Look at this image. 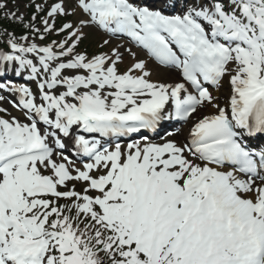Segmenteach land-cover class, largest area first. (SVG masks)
Wrapping results in <instances>:
<instances>
[{"label": "snow or ice", "instance_id": "6c2138e0", "mask_svg": "<svg viewBox=\"0 0 264 264\" xmlns=\"http://www.w3.org/2000/svg\"><path fill=\"white\" fill-rule=\"evenodd\" d=\"M27 6L0 2V264H264V0Z\"/></svg>", "mask_w": 264, "mask_h": 264}, {"label": "rangeland", "instance_id": "374dc122", "mask_svg": "<svg viewBox=\"0 0 264 264\" xmlns=\"http://www.w3.org/2000/svg\"><path fill=\"white\" fill-rule=\"evenodd\" d=\"M15 5H16V7L20 6V7L22 8L19 14L23 15L24 12H25V4H24V1H22V0H18V1L16 2ZM17 5H18V6H17ZM9 10H12V9H9V8L6 9V11H9ZM101 39H102V38L100 37V40H101ZM95 48H97V47H94L93 49H95ZM95 51H96V50H95ZM161 77H163V76H161ZM163 78H164V77H163Z\"/></svg>", "mask_w": 264, "mask_h": 264}, {"label": "bare ground", "instance_id": "6f19581e", "mask_svg": "<svg viewBox=\"0 0 264 264\" xmlns=\"http://www.w3.org/2000/svg\"><path fill=\"white\" fill-rule=\"evenodd\" d=\"M153 79H160L159 78V74L157 73V72H154V75H153V77H152ZM162 80V79H161ZM223 100V98L221 99V101ZM183 135H182V133H179V139L180 140H182L183 138Z\"/></svg>", "mask_w": 264, "mask_h": 264}, {"label": "trees", "instance_id": "16d2710c", "mask_svg": "<svg viewBox=\"0 0 264 264\" xmlns=\"http://www.w3.org/2000/svg\"><path fill=\"white\" fill-rule=\"evenodd\" d=\"M12 27V26H11Z\"/></svg>", "mask_w": 264, "mask_h": 264}]
</instances>
